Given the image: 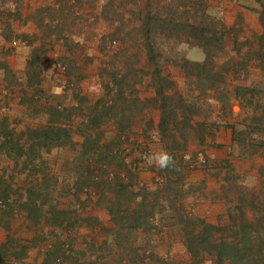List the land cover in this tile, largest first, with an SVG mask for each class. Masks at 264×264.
I'll use <instances>...</instances> for the list:
<instances>
[{
	"label": "rangeland",
	"instance_id": "374dc122",
	"mask_svg": "<svg viewBox=\"0 0 264 264\" xmlns=\"http://www.w3.org/2000/svg\"><path fill=\"white\" fill-rule=\"evenodd\" d=\"M231 1L0 0V226L17 261L216 264L236 249L264 264V5L255 25ZM203 27L219 36L207 52ZM158 86L175 106L165 136ZM161 149L173 166L146 163ZM141 194L155 206L137 225Z\"/></svg>",
	"mask_w": 264,
	"mask_h": 264
},
{
	"label": "trees",
	"instance_id": "16d2710c",
	"mask_svg": "<svg viewBox=\"0 0 264 264\" xmlns=\"http://www.w3.org/2000/svg\"><path fill=\"white\" fill-rule=\"evenodd\" d=\"M258 1L261 3V5H264V1H262V0H258ZM260 20H261L262 24H264V8H262V11L260 12ZM150 21H151V19L147 18L144 22L145 25L148 26L147 31L150 30V28H149ZM191 28H193V27L191 26ZM199 32H200V38H198V40L201 41L203 39L204 42L202 40V42H197V43H198V45L203 46L204 49H205V46L207 44H209L210 40H213L215 42H217L219 40V36L217 35L218 32L215 28L203 27V28L199 29ZM208 32L210 33V35L206 36L205 33H208ZM147 42L148 41H146L145 43H147ZM146 47L148 50L147 52L152 53V45L148 44ZM205 51L207 52L206 49H205ZM207 64H209L208 61L200 63V62H188L187 60H184V63L181 65V67L187 73L188 69L191 68L190 65L194 68L199 69V71H200L201 68H207ZM156 92L161 98V104H160L161 119H160V123H159V130H160L161 134L162 135L164 134V136H165V135H168L167 130L169 129V127H168L169 119L172 116L174 117L173 114H175V109H174L175 106L174 105L169 106L168 101H167L168 97L163 92L161 87L158 86V88L156 89ZM187 123L189 125H192L189 122H187ZM191 129H195V127H193V128L191 127ZM166 179H168V181H169V178L167 176H166ZM168 181L166 182V184H169ZM131 190H127V187L122 188V191L131 192ZM131 194H133V193L131 192ZM133 195H136V193ZM141 195H142L143 199L138 201L136 203L137 208L134 210H131L132 212L129 213L130 218H132V221L135 222V224H137V225H142V224L146 223L148 221V218H149L148 216L152 215V213L150 211H145V210H144V213L142 214L141 209H143L144 207L145 208H153L155 206L153 202L146 201L144 194H141ZM151 225L152 224H150V227H151ZM229 252H230V254H226L225 257L221 256V254H218L217 258L215 260V263L216 264H251L250 259H252L254 257L253 255H250V254H243V251H242V253L241 252L239 253V251L236 249H233Z\"/></svg>",
	"mask_w": 264,
	"mask_h": 264
},
{
	"label": "crops",
	"instance_id": "0c3cea01",
	"mask_svg": "<svg viewBox=\"0 0 264 264\" xmlns=\"http://www.w3.org/2000/svg\"><path fill=\"white\" fill-rule=\"evenodd\" d=\"M244 3L248 5L249 9L243 8V6H241ZM230 7L232 9L230 8L231 10H229L227 14L236 15V13L242 11L243 13L251 16L255 25H259L258 12H256L255 10L258 7V4L256 3L255 0H246L245 2L243 0H232L230 2ZM232 20H234V16H229V15L226 16L227 23H230ZM225 133H226V137L224 138L223 134ZM217 134H218L217 135L218 142H226V143L232 142V135L230 128L226 126H221L220 131ZM217 151L218 153L220 152L221 154L224 153L222 150H217ZM11 239L12 237L8 236V231L5 230L2 226H0V264H23L20 263V261H17L13 257L14 253L18 250L17 248H15V245L12 244L10 241L7 242L8 240ZM19 252L17 253V255L19 254Z\"/></svg>",
	"mask_w": 264,
	"mask_h": 264
},
{
	"label": "clouds",
	"instance_id": "9594fccd",
	"mask_svg": "<svg viewBox=\"0 0 264 264\" xmlns=\"http://www.w3.org/2000/svg\"><path fill=\"white\" fill-rule=\"evenodd\" d=\"M146 163L149 165H155L160 169H166L174 165V158L169 152L161 149L160 151L149 155L146 159Z\"/></svg>",
	"mask_w": 264,
	"mask_h": 264
}]
</instances>
